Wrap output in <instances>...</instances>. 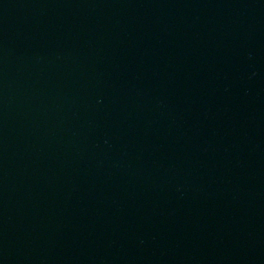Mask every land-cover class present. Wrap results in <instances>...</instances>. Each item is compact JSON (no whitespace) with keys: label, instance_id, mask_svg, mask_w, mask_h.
Listing matches in <instances>:
<instances>
[{"label":"water","instance_id":"95a60500","mask_svg":"<svg viewBox=\"0 0 264 264\" xmlns=\"http://www.w3.org/2000/svg\"><path fill=\"white\" fill-rule=\"evenodd\" d=\"M0 264H264V0H0Z\"/></svg>","mask_w":264,"mask_h":264}]
</instances>
